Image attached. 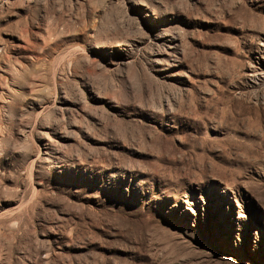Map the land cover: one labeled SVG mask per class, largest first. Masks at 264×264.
I'll use <instances>...</instances> for the list:
<instances>
[{
	"label": "rangeland",
	"instance_id": "374dc122",
	"mask_svg": "<svg viewBox=\"0 0 264 264\" xmlns=\"http://www.w3.org/2000/svg\"><path fill=\"white\" fill-rule=\"evenodd\" d=\"M0 264H264V0H0Z\"/></svg>",
	"mask_w": 264,
	"mask_h": 264
}]
</instances>
